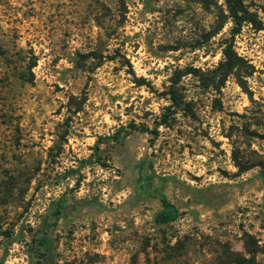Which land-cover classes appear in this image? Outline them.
Here are the masks:
<instances>
[{
  "label": "rangeland",
  "instance_id": "374dc122",
  "mask_svg": "<svg viewBox=\"0 0 264 264\" xmlns=\"http://www.w3.org/2000/svg\"><path fill=\"white\" fill-rule=\"evenodd\" d=\"M244 4L234 35L228 0H0V264H264V0Z\"/></svg>",
  "mask_w": 264,
  "mask_h": 264
},
{
  "label": "trees",
  "instance_id": "16d2710c",
  "mask_svg": "<svg viewBox=\"0 0 264 264\" xmlns=\"http://www.w3.org/2000/svg\"><path fill=\"white\" fill-rule=\"evenodd\" d=\"M228 2H229V10L231 13V17L234 20L235 24L237 25V27L233 30L234 35L240 31L241 26L245 21H249V22L257 21L251 17L252 13L244 4V0H228ZM223 54H224V62L221 65L225 66L226 70L229 71L230 69L235 67V65L239 60V56L237 52L234 50L233 42H230L224 46ZM170 93L173 104L168 106L167 113L163 115V119L161 121L162 125H167L169 120V113L173 110L174 106L178 105L176 92L171 90ZM161 202H162V210L160 212V217L162 218V220L166 223L175 221L180 215L177 206L174 203H172L170 200H168L165 196L161 197ZM60 209L61 207L58 206L55 215H58ZM39 243L47 250H50L52 241L49 237H42L40 238ZM129 264H140L137 255H133ZM145 264H159V263L157 261H151V259L147 257Z\"/></svg>",
  "mask_w": 264,
  "mask_h": 264
}]
</instances>
